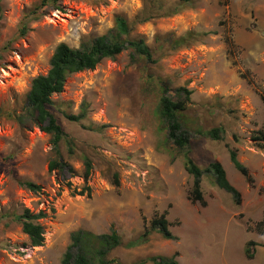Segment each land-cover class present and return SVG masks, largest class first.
Segmentation results:
<instances>
[{
  "label": "rangeland",
  "instance_id": "obj_1",
  "mask_svg": "<svg viewBox=\"0 0 264 264\" xmlns=\"http://www.w3.org/2000/svg\"><path fill=\"white\" fill-rule=\"evenodd\" d=\"M0 5V264H62L71 235L79 230L116 231L122 246L109 259L120 264L175 255L179 264H264V228L259 227L264 149L252 140L264 129V0H48L44 5L43 0H1ZM37 8L35 18L31 13ZM144 8L159 15L136 22ZM118 16L131 22V39L146 40L157 63L133 62L125 51L66 79L49 110L74 143L73 155L64 143L61 151L75 175L51 171L57 157L52 138L26 112L32 80L48 74L59 44L79 47L113 29ZM25 23L28 32L22 35ZM189 31L214 33L169 47L170 34L177 38ZM229 37L237 48L233 57ZM158 79L172 89L193 91L180 116L189 125L191 155L201 168L221 162L241 204L212 175L202 178L207 206L192 203L193 177L184 153L168 140L158 115ZM83 105L86 120L66 119L64 112L79 114ZM217 127L225 130L221 140L202 133ZM231 150L254 184L234 167ZM85 157L93 164L90 198L74 194L86 186ZM21 181L39 184L42 191L33 193ZM24 209L48 214L41 221L43 246H31L12 216ZM165 212L172 240L151 229L152 220ZM145 227L151 235L130 248ZM251 241L257 245L249 260Z\"/></svg>",
  "mask_w": 264,
  "mask_h": 264
},
{
  "label": "trees",
  "instance_id": "obj_2",
  "mask_svg": "<svg viewBox=\"0 0 264 264\" xmlns=\"http://www.w3.org/2000/svg\"><path fill=\"white\" fill-rule=\"evenodd\" d=\"M48 0H43V5ZM187 4H191L192 0H182ZM1 2V0H0ZM40 8V7H39ZM31 13L33 17L38 18V10ZM0 5V18H1ZM159 14H153L144 8L140 15L136 18V22H147ZM28 32V24L25 23L21 29V34L25 35ZM132 32L131 22L124 16H118L115 19V26L113 29L103 35L96 36L89 40H84L79 47H72L67 43H61L57 46L54 54L50 60V70L47 75H41L32 80L31 89L27 96L26 112L34 119L44 132L49 134L52 138L56 159L51 163L50 170L67 171L71 176L75 175V171L71 164L64 158L61 151V145L64 143L69 150V154L74 153V143L65 133L62 126L59 124L57 118L49 110V106L53 105L52 96L63 92L66 79L75 73L85 70H92L97 67L105 59H115L117 56L125 51L131 52V59L133 62L138 59H143L146 63L155 64L157 60L154 58L153 52L146 40L142 37L139 39H131ZM214 32H195L189 31L175 38L170 34L168 38L169 47L173 50L183 46H187L193 42L199 41L202 37L209 36ZM228 43L229 53L231 56H236V45L232 38H226ZM150 80L153 79L151 75L148 76ZM244 78L249 81L253 79L248 74H243ZM159 91L162 93L158 104V115L166 126L167 138L184 153V165L186 171L193 177V187L190 199L192 203H200L202 206H207L202 191V178L204 175H212L215 178L216 185L231 194L236 203L241 204V194L238 189L229 181L227 172L221 162H212L206 168H201L193 159L191 155V136L189 125L187 121L180 117L188 109L191 102L193 91L186 87L171 88L169 84L158 79ZM171 93H174L171 94ZM87 105H83L79 114H70L64 112L67 120L72 122H82L87 119ZM94 127H90L93 129ZM205 136L213 140H221L225 130L222 127H217L207 132H202ZM234 139L237 140L236 136ZM252 140L258 143L264 149V129L257 131ZM231 161L234 167L241 173L249 184H254V178L249 169L238 160V154L235 150L230 151ZM85 170L83 178L86 186L83 190H75V195L92 196V188L88 185L90 180L93 164L92 161L84 158ZM20 185L25 189L40 193L42 187L32 181H21ZM118 185V183H117ZM67 186L72 188L71 182H67ZM167 213L156 217L151 222V229H158L163 237L167 240L175 238L170 226L171 223L166 217ZM12 216L18 221L23 232L29 237L30 245L33 247L43 246L45 242V227L41 223L42 220L48 217L45 211L37 213L30 209H24L21 213L13 212ZM260 229L264 228V221L259 225ZM145 227L141 239L128 244L130 248L136 247L144 243L151 235V230ZM257 244L253 241L249 242L246 248V256L249 260L253 259L252 248ZM122 246L120 235L116 231L111 234L96 235L92 232L79 230L72 233L70 244L64 254L62 264H120L118 260H110V253L116 248ZM179 264L176 260V255L172 258H165L163 256H153L137 261L134 264Z\"/></svg>",
  "mask_w": 264,
  "mask_h": 264
}]
</instances>
